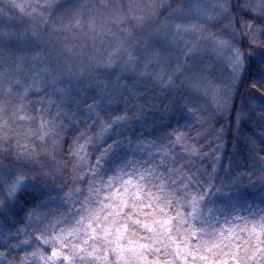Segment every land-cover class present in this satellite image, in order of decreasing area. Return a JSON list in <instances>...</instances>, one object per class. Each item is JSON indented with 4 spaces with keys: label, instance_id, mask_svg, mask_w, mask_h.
Segmentation results:
<instances>
[{
    "label": "snow or ice",
    "instance_id": "1",
    "mask_svg": "<svg viewBox=\"0 0 264 264\" xmlns=\"http://www.w3.org/2000/svg\"><path fill=\"white\" fill-rule=\"evenodd\" d=\"M261 122L264 0H0V264H264Z\"/></svg>",
    "mask_w": 264,
    "mask_h": 264
},
{
    "label": "trees",
    "instance_id": "2",
    "mask_svg": "<svg viewBox=\"0 0 264 264\" xmlns=\"http://www.w3.org/2000/svg\"><path fill=\"white\" fill-rule=\"evenodd\" d=\"M55 39V36L53 37ZM36 105L33 104V108H35ZM53 112H55V109H53ZM226 121L225 124L228 129V134L226 136V144L227 147L225 149L226 154L223 157V164L224 167L227 168L230 166L231 169V175L228 178H235L237 174L240 173H247L248 171L251 170V165H252V160L249 159V153L247 149L245 148L244 144L240 142V140L237 139V125H236V113L232 112L229 114L226 112ZM261 124H264V122H261ZM261 128L260 126L254 122V121H248L240 126V132H242L244 137L248 136H253V138L257 139V143L259 142V132ZM3 163L7 166H12L11 162L9 160H3ZM206 165L210 164V161L205 162ZM209 171H211V168H208ZM259 172L257 171V176H259ZM219 178L220 179H225L226 174L223 171V169L219 170L218 172ZM257 176H253V180L255 181L257 179ZM244 181L247 183V176H244ZM65 181H70L72 179L71 176V171L69 172L68 175L63 177ZM219 183V181H217ZM49 184L52 187H56V185L51 184V181H49ZM57 184H59V181H57ZM259 185L257 188L259 189ZM4 193L0 191V196H3ZM53 196H56L57 193L53 192ZM27 200H31V197H25ZM255 203L259 204L260 200L257 198ZM21 204H23V201H21ZM31 205H25V207H30ZM41 211L43 212H57V211H62V209H58V202L56 204H50L49 208L42 209ZM23 217V212L19 214L15 219L17 221V226L18 227H24L25 221L22 220ZM12 256H23L24 252L20 251L17 253L16 251H13L11 253Z\"/></svg>",
    "mask_w": 264,
    "mask_h": 264
},
{
    "label": "rangeland",
    "instance_id": "3",
    "mask_svg": "<svg viewBox=\"0 0 264 264\" xmlns=\"http://www.w3.org/2000/svg\"><path fill=\"white\" fill-rule=\"evenodd\" d=\"M216 75H217L218 78H221V74L219 72ZM223 76H227V73L226 72L223 73ZM204 106L207 107L209 109V111H211L212 108L214 107L211 104L210 100L209 101H205ZM225 114H226V112H224L222 115H218L215 119H213L211 121V124L216 129H219L220 127H223L224 130H225V139H226V136L228 134V129H227V126L225 124V121L227 119ZM159 116H160V113H159V111L156 108H152V109L149 110L148 119H149L150 122L153 119L156 120L158 122V128H160V129L166 128L167 127V123H171L173 127H176L175 121H176V119L178 117H173L170 121L164 122V121H160ZM183 123H184V121L182 120L181 124L183 125ZM78 126L81 129L84 128V124L83 123L79 124ZM150 131H151V129H147L146 133L150 132ZM75 134H76V129L75 128H71L65 133V141H66V143H64V145H63L62 152H58V156H57L58 159H60L62 157L64 160H68L67 150H68V147L71 144L72 139H73ZM191 134L193 136H195V131H193ZM69 167H70V165H69Z\"/></svg>",
    "mask_w": 264,
    "mask_h": 264
}]
</instances>
